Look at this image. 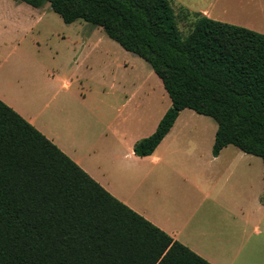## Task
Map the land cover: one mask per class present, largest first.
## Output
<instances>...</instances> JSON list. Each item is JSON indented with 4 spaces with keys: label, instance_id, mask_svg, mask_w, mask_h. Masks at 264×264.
I'll list each match as a JSON object with an SVG mask.
<instances>
[{
    "label": "trees",
    "instance_id": "trees-1",
    "mask_svg": "<svg viewBox=\"0 0 264 264\" xmlns=\"http://www.w3.org/2000/svg\"><path fill=\"white\" fill-rule=\"evenodd\" d=\"M101 27L146 61L171 106L137 141L150 155L185 108L264 167V34L195 13L182 36L171 0H14ZM264 185V172H263ZM261 202L264 205V191ZM0 264H211L108 192L0 99Z\"/></svg>",
    "mask_w": 264,
    "mask_h": 264
},
{
    "label": "rangeland",
    "instance_id": "rangeland-1",
    "mask_svg": "<svg viewBox=\"0 0 264 264\" xmlns=\"http://www.w3.org/2000/svg\"><path fill=\"white\" fill-rule=\"evenodd\" d=\"M179 1L171 0V6L177 27L186 36L196 16L180 6ZM223 11L226 16L233 15L225 7ZM65 79L70 82L69 88ZM0 95L61 146H71L77 157L85 156L101 135L103 140L112 136L120 139L122 147L115 154L117 160L130 151L132 142L151 134L171 106L161 79L149 64L122 48L101 27L84 20L65 23L48 3L34 8L14 0H0ZM105 98L112 99V108L107 107L111 117L94 119L93 113H104L98 108ZM123 104L127 105L122 107ZM183 113L182 116L191 114L205 119L208 127L203 128L210 132L217 126L211 116L196 114L191 109ZM126 114L129 121L124 123ZM110 123L114 125L112 134L104 131ZM185 124L190 129L187 132L202 126L195 118ZM121 131L125 134L115 136ZM92 134L100 137L94 138ZM187 140L191 142L190 137ZM166 145L163 142L158 153ZM242 155V161L250 159L262 165L259 156ZM196 156L193 149L174 155L186 166L195 162ZM105 157L111 158L109 154ZM143 168L146 167L137 170ZM131 180L138 184V173ZM185 183L178 178L171 181L172 196L167 204L164 202L171 213L185 208L186 190L192 191L188 189L191 185ZM143 186L140 189L134 184L130 186L135 189L132 192L135 198L142 193V205L148 210L164 209L153 203L152 184L148 188L147 184ZM260 217L258 223L262 225Z\"/></svg>",
    "mask_w": 264,
    "mask_h": 264
},
{
    "label": "crops",
    "instance_id": "crops-1",
    "mask_svg": "<svg viewBox=\"0 0 264 264\" xmlns=\"http://www.w3.org/2000/svg\"><path fill=\"white\" fill-rule=\"evenodd\" d=\"M179 3L189 13H200L264 34V0H181ZM224 7L232 11L233 15L226 16ZM64 84L70 87L66 79ZM0 99L34 125L113 196L211 264H264V205L261 202L264 191L263 162L259 165L250 159L242 161L245 152L234 145L223 147L217 156H213L212 145L217 126L210 132L208 128H203L208 127L205 119L191 114L182 116L189 108L179 112L173 126L150 155L134 154L133 147L142 137L132 142L130 151H126L121 160H117L115 154L122 147L120 139L111 135L103 140L102 135L92 134L94 138H100L92 143V148L85 156L77 157L71 146H61L53 136H48L30 117L20 113L1 95ZM128 102L129 99H126ZM101 104L98 109L104 113L99 115L95 112L92 116L94 119L101 117L107 120L111 117L107 107L112 108V99H102ZM191 118L201 121L202 126L187 132L190 129L185 122ZM123 120L124 123L128 122L129 114ZM113 126L110 123L104 131L112 134ZM124 134L121 131V134L114 135ZM189 137L191 142L187 143ZM163 142H167V145L158 153ZM190 149L197 152V159L191 165L186 166L175 159V153ZM201 150L205 152H199ZM107 154L111 156L110 159L105 157ZM148 161L151 165H148ZM140 167L146 168L137 170ZM136 173L138 184L131 180ZM176 178L190 184L188 189L192 191L190 193L186 190L185 208L174 214L165 207L164 202L167 204L172 196L170 185ZM133 184L138 189L144 188L146 184L148 188L152 184L153 203L164 209L150 211L144 207L141 202L143 194L138 193L141 197L136 199L132 193L135 191L130 188ZM259 216L262 225L258 223Z\"/></svg>",
    "mask_w": 264,
    "mask_h": 264
}]
</instances>
